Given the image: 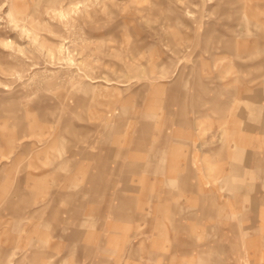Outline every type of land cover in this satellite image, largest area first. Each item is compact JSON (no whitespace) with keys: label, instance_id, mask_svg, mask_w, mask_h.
Returning <instances> with one entry per match:
<instances>
[{"label":"rangeland","instance_id":"1","mask_svg":"<svg viewBox=\"0 0 264 264\" xmlns=\"http://www.w3.org/2000/svg\"><path fill=\"white\" fill-rule=\"evenodd\" d=\"M263 254L264 0H0V264Z\"/></svg>","mask_w":264,"mask_h":264},{"label":"crops","instance_id":"2","mask_svg":"<svg viewBox=\"0 0 264 264\" xmlns=\"http://www.w3.org/2000/svg\"><path fill=\"white\" fill-rule=\"evenodd\" d=\"M264 255V254H263ZM261 264H264V261H262V263Z\"/></svg>","mask_w":264,"mask_h":264}]
</instances>
